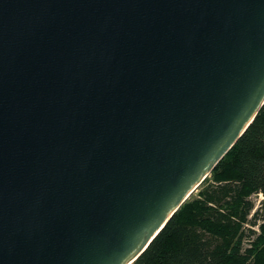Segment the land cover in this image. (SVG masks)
Wrapping results in <instances>:
<instances>
[{
    "label": "water",
    "instance_id": "95a60500",
    "mask_svg": "<svg viewBox=\"0 0 264 264\" xmlns=\"http://www.w3.org/2000/svg\"><path fill=\"white\" fill-rule=\"evenodd\" d=\"M264 104V0H0V264H131Z\"/></svg>",
    "mask_w": 264,
    "mask_h": 264
},
{
    "label": "trees",
    "instance_id": "16d2710c",
    "mask_svg": "<svg viewBox=\"0 0 264 264\" xmlns=\"http://www.w3.org/2000/svg\"><path fill=\"white\" fill-rule=\"evenodd\" d=\"M254 194L264 195V104L131 264H264V215Z\"/></svg>",
    "mask_w": 264,
    "mask_h": 264
},
{
    "label": "rangeland",
    "instance_id": "374dc122",
    "mask_svg": "<svg viewBox=\"0 0 264 264\" xmlns=\"http://www.w3.org/2000/svg\"><path fill=\"white\" fill-rule=\"evenodd\" d=\"M197 191V189H196ZM194 191V192H196ZM252 201L254 202V210L258 211V217L261 220L260 216L264 215V195L262 194H254L251 197ZM257 217V219H258ZM256 229V227H254Z\"/></svg>",
    "mask_w": 264,
    "mask_h": 264
}]
</instances>
